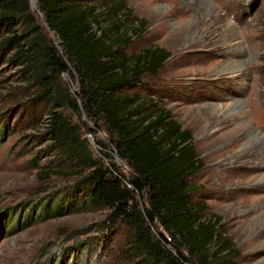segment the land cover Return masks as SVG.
I'll return each instance as SVG.
<instances>
[{
    "label": "rangeland",
    "instance_id": "374dc122",
    "mask_svg": "<svg viewBox=\"0 0 264 264\" xmlns=\"http://www.w3.org/2000/svg\"><path fill=\"white\" fill-rule=\"evenodd\" d=\"M122 1L147 27L125 52L156 45L170 53L157 74H144L126 92L158 101L190 131L203 163L189 178L192 200L206 207L204 217L220 216L239 264H264V0ZM15 78V69L4 63L0 264H139L131 259L124 225L111 220L108 209L82 207L70 193L76 178L43 179L48 159L35 140L42 122L33 124L25 107L15 113L7 106L22 83ZM65 78L70 81V74ZM70 84L77 89L75 80ZM94 130L85 137L99 155L96 141L105 133ZM113 162L131 173L125 161ZM59 202V216H47L52 209L43 211L44 204Z\"/></svg>",
    "mask_w": 264,
    "mask_h": 264
},
{
    "label": "trees",
    "instance_id": "16d2710c",
    "mask_svg": "<svg viewBox=\"0 0 264 264\" xmlns=\"http://www.w3.org/2000/svg\"><path fill=\"white\" fill-rule=\"evenodd\" d=\"M36 3L35 11L31 0H0V67L8 63L22 82L7 106L15 113L25 107L33 124L42 122L35 140L48 159L43 179L76 178L70 193L124 225L139 264H239L220 216L204 217L206 207L192 200L189 178L203 163L190 131L158 101L126 92L170 57L156 45L125 52L146 22L122 0ZM90 123L105 133L96 141L99 155L85 137L95 132ZM115 157L130 167L128 176ZM48 204L47 216H59L61 202Z\"/></svg>",
    "mask_w": 264,
    "mask_h": 264
},
{
    "label": "water",
    "instance_id": "95a60500",
    "mask_svg": "<svg viewBox=\"0 0 264 264\" xmlns=\"http://www.w3.org/2000/svg\"><path fill=\"white\" fill-rule=\"evenodd\" d=\"M31 4H32L31 5V8L34 9V7H33V0H31ZM58 43H59V41H57L55 44H58ZM64 77H65V75H64Z\"/></svg>",
    "mask_w": 264,
    "mask_h": 264
},
{
    "label": "bare ground",
    "instance_id": "6f19581e",
    "mask_svg": "<svg viewBox=\"0 0 264 264\" xmlns=\"http://www.w3.org/2000/svg\"><path fill=\"white\" fill-rule=\"evenodd\" d=\"M33 7L36 9L37 7H36V5L33 3Z\"/></svg>",
    "mask_w": 264,
    "mask_h": 264
}]
</instances>
